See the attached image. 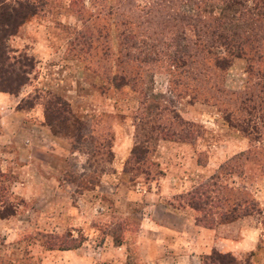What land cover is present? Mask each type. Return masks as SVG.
<instances>
[{"label": "rangeland", "instance_id": "1", "mask_svg": "<svg viewBox=\"0 0 264 264\" xmlns=\"http://www.w3.org/2000/svg\"><path fill=\"white\" fill-rule=\"evenodd\" d=\"M109 3L50 0L7 41L34 66H27L18 93L0 98L24 108L6 112L10 121L0 127L7 135L0 145L7 155L0 163V216L8 219L0 222L1 264H121L124 254L137 264L140 238L156 231L162 203L184 204L181 215L193 220H164L191 237L193 225L213 219L189 204L207 199L231 211L208 226L226 224L207 255L264 264V111L253 108L249 94L264 77L234 57L215 87V75L193 78L188 65L167 58L182 43L178 34L161 44L158 61L145 63L131 49L132 61L120 53L113 17L104 16ZM148 3L135 0L134 7ZM205 6L225 13L208 0L181 4L187 13H204ZM178 191L174 200L164 197ZM59 241L77 242L79 250L48 249ZM232 242L236 248L228 250Z\"/></svg>", "mask_w": 264, "mask_h": 264}, {"label": "trees", "instance_id": "2", "mask_svg": "<svg viewBox=\"0 0 264 264\" xmlns=\"http://www.w3.org/2000/svg\"><path fill=\"white\" fill-rule=\"evenodd\" d=\"M204 1L207 0H149L147 6L137 10L134 7L135 0H112L111 4H105L103 13L105 17H113L120 53L124 52V57L127 56L132 61L136 58L131 57V49H136L138 52L135 53L138 55L142 54V61L145 63L158 61L161 55L165 54L160 48L161 44L165 43L167 38L175 39V34H178L182 43L179 49L168 54L167 58L178 67L188 65L186 70L191 69V77L199 74L215 75L212 81V86L215 87L220 83V79L215 80L216 76L225 71L234 57H243L249 62L246 64L247 71H256V78H263L264 74L261 76L259 72L264 68V0H208L212 6L224 5L221 10L225 13L222 15H218L214 10L207 11L206 6L204 13H187L181 8L182 3H192L198 7ZM249 1H252L250 7ZM49 2L50 0H0L1 93H18L20 86L28 80L27 66L31 69L34 66L33 59L28 55H23L22 58L20 53L15 54L17 50L10 47L8 39L18 32L19 26L31 17L39 15ZM256 9L257 13L254 12ZM133 17H138V22L133 21ZM241 19L249 22V27H243L240 24ZM130 23L134 25L129 29ZM139 28H142V37L135 39L134 33L139 32ZM133 56L135 57V54ZM251 89L249 94L252 99L253 96L256 97L253 108L264 111V82L257 81ZM21 104H18L17 109L23 111ZM56 104L61 108L65 106V102L60 98L56 100ZM206 191L207 188L203 186L198 193L203 195ZM208 200L202 202L203 205L193 201L189 204L195 211L204 209L202 219H213L204 227L213 226L214 219H228V213L231 212L229 209L222 210L219 205H210ZM180 206L184 207V204ZM4 217L6 216H0ZM199 219L196 215L198 224L201 223ZM78 246L77 242L67 244L66 241H59L50 243L48 249L67 250ZM2 261L0 258V264ZM233 262H236L233 255L218 251L201 257V264Z\"/></svg>", "mask_w": 264, "mask_h": 264}, {"label": "crops", "instance_id": "3", "mask_svg": "<svg viewBox=\"0 0 264 264\" xmlns=\"http://www.w3.org/2000/svg\"><path fill=\"white\" fill-rule=\"evenodd\" d=\"M1 95L4 94L0 92V98ZM9 111L10 113L14 112L15 114L23 113L18 110L16 106H7L0 101V127L10 121L8 114H6V112ZM6 140L7 135L6 132H4V128H2V130L0 129V145L6 146L4 145L6 144ZM5 154V152L0 151V163L2 161L5 162L7 156ZM28 156L31 158L32 155L30 154ZM28 161L27 165H31L32 160ZM178 192L179 193L165 195L164 197L174 200V196L177 194L180 195V191ZM162 206H164L162 209L164 216L162 218H157L159 220H157L156 231H150L148 235L142 239L140 238L138 243V254L136 255L135 262L138 261L137 264H167V262L168 264H201V257L210 253L211 249L217 246V241H215L217 236L215 234L220 232V229H223V226L226 224H222L216 228H208L195 224L193 225L194 234L190 237L188 232H183L182 229L176 230L177 228L174 225L168 224L166 222L167 220H164L186 219L187 222H189V219L193 220V217L185 218L184 215H181L184 207L180 205L175 207L171 203H168L167 205L162 203ZM246 219V217L239 218L238 221L243 222V220ZM4 221L6 222L8 219L0 218V222ZM192 222L194 224V221ZM241 233L245 235L248 234V231L245 228H242L240 230V234ZM235 246L234 242L226 245L228 250H234V248H236ZM143 248H147V251H145L146 253H143ZM76 250H79V246L74 249L63 251L77 252ZM128 258V255L124 254L121 260L123 263L121 264H136L133 261H128Z\"/></svg>", "mask_w": 264, "mask_h": 264}]
</instances>
